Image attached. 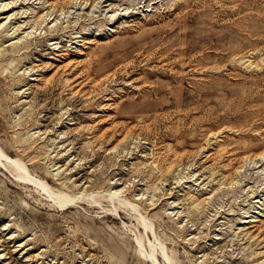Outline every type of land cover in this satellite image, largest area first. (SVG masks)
I'll use <instances>...</instances> for the list:
<instances>
[{
    "label": "rangeland",
    "instance_id": "1",
    "mask_svg": "<svg viewBox=\"0 0 264 264\" xmlns=\"http://www.w3.org/2000/svg\"><path fill=\"white\" fill-rule=\"evenodd\" d=\"M0 153V264H264V0H0Z\"/></svg>",
    "mask_w": 264,
    "mask_h": 264
},
{
    "label": "bare ground",
    "instance_id": "2",
    "mask_svg": "<svg viewBox=\"0 0 264 264\" xmlns=\"http://www.w3.org/2000/svg\"><path fill=\"white\" fill-rule=\"evenodd\" d=\"M260 154V153H259ZM258 154V155H259ZM3 157V154H1L0 153V161H1V158ZM261 157V156H260ZM255 161H257V162H259L260 161V158L257 156L256 157V159H255ZM2 162V161H1ZM262 162V161H261ZM3 163V162H2ZM260 163V162H259ZM256 164H258V163H256ZM262 164H264V161H263V163ZM15 168V171H17L18 173H20L21 175H22V172H23V168L21 167V165L19 166L18 164H15V166H14ZM26 171V170H25ZM27 175H24L23 174V176H19L20 178H23V179H25V181H26V179H27V177H26ZM28 180V179H27ZM44 188V187H43ZM49 190V189H48ZM50 193V192H49ZM62 196V195H61ZM54 198V197H53ZM54 200H55V202H56V204L60 207V208H62V207H65L69 202H71L70 200L69 201H66L65 200V198H63V196L62 197H60V198H54Z\"/></svg>",
    "mask_w": 264,
    "mask_h": 264
}]
</instances>
